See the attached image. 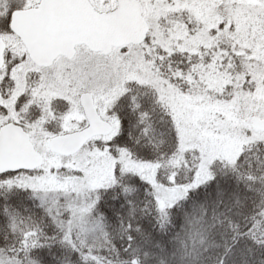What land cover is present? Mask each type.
I'll return each mask as SVG.
<instances>
[{"label":"snow or ice","instance_id":"obj_1","mask_svg":"<svg viewBox=\"0 0 264 264\" xmlns=\"http://www.w3.org/2000/svg\"><path fill=\"white\" fill-rule=\"evenodd\" d=\"M0 264H264V0H0Z\"/></svg>","mask_w":264,"mask_h":264}]
</instances>
